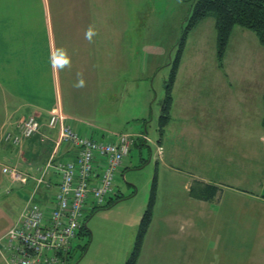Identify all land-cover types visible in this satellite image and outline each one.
I'll use <instances>...</instances> for the list:
<instances>
[{
	"label": "rangeland",
	"instance_id": "374dc122",
	"mask_svg": "<svg viewBox=\"0 0 264 264\" xmlns=\"http://www.w3.org/2000/svg\"><path fill=\"white\" fill-rule=\"evenodd\" d=\"M90 3L95 24L113 42L111 70L102 72L109 86L98 138L100 129L124 131L134 133L135 143L124 177L117 176L122 197L86 213L67 264H125L152 196L139 264H264V45L258 36L236 25L220 66L215 18L193 27L162 131V102L194 0ZM204 183L219 187L213 199L192 192ZM23 201L16 197V205Z\"/></svg>",
	"mask_w": 264,
	"mask_h": 264
},
{
	"label": "crops",
	"instance_id": "0c3cea01",
	"mask_svg": "<svg viewBox=\"0 0 264 264\" xmlns=\"http://www.w3.org/2000/svg\"><path fill=\"white\" fill-rule=\"evenodd\" d=\"M90 1L0 0V238L18 218L34 183L33 178L27 184L12 181L3 167L37 173L57 136V130L46 125L51 112L61 109L81 133L99 135L98 111L103 88L109 86L108 73L103 77L102 72L111 70L113 42L110 31L95 24ZM28 115L42 121L43 134L26 139L21 147L6 141V133L17 132ZM100 131L101 137L124 132ZM64 152L61 156L67 159ZM16 197L23 203L16 205Z\"/></svg>",
	"mask_w": 264,
	"mask_h": 264
},
{
	"label": "built area",
	"instance_id": "2783aa9c",
	"mask_svg": "<svg viewBox=\"0 0 264 264\" xmlns=\"http://www.w3.org/2000/svg\"><path fill=\"white\" fill-rule=\"evenodd\" d=\"M46 125L57 130V136L48 160L35 175L17 166L3 167L13 181L27 184L34 179L18 218L0 238L4 264H67L86 213L116 196L117 176L124 177L123 169L130 163L133 133L102 138L83 134L61 109L51 112ZM42 126L35 115H28L18 123L17 132L6 133L5 140L21 147L26 139L43 134ZM64 151L67 159L61 156Z\"/></svg>",
	"mask_w": 264,
	"mask_h": 264
},
{
	"label": "trees",
	"instance_id": "16d2710c",
	"mask_svg": "<svg viewBox=\"0 0 264 264\" xmlns=\"http://www.w3.org/2000/svg\"><path fill=\"white\" fill-rule=\"evenodd\" d=\"M208 16H213L215 18V25L218 34V59L220 66L223 65L226 48L229 43L233 28L236 25H240L255 32L261 44L264 45V0H194V3L192 4L190 22L183 33L184 38L181 41L182 47L177 59L174 62L170 80L167 84V96L162 102V113L160 116V129L162 131L170 121L173 103L172 88L175 82L176 74L178 72L183 45L185 44L184 39L193 27H195L201 20ZM262 125L264 127V116L262 119ZM218 189L219 187L216 185L204 183L195 191L192 190V192H195L196 197L198 198L210 200L215 197ZM121 197L122 196L117 193L116 197H113L106 205L97 206L93 210L110 206L115 201H118ZM153 207L154 196H152L148 209L142 218L136 244L131 256L128 258L125 264H139L138 259L143 248L145 236L151 224ZM87 218L88 216L85 219V223L81 229L80 235L86 227Z\"/></svg>",
	"mask_w": 264,
	"mask_h": 264
}]
</instances>
